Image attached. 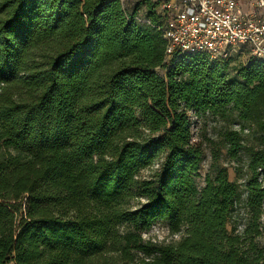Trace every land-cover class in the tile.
<instances>
[{
	"label": "trees",
	"instance_id": "16d2710c",
	"mask_svg": "<svg viewBox=\"0 0 264 264\" xmlns=\"http://www.w3.org/2000/svg\"><path fill=\"white\" fill-rule=\"evenodd\" d=\"M135 2L0 0V264H264V61L166 66ZM231 114L219 138L245 177L214 157L199 187L191 115ZM158 221L177 241L143 239Z\"/></svg>",
	"mask_w": 264,
	"mask_h": 264
},
{
	"label": "built area",
	"instance_id": "2783aa9c",
	"mask_svg": "<svg viewBox=\"0 0 264 264\" xmlns=\"http://www.w3.org/2000/svg\"><path fill=\"white\" fill-rule=\"evenodd\" d=\"M157 14V23L138 13L133 19L161 33L166 66L195 53L230 66L264 61V0H159ZM155 72L163 76L165 69Z\"/></svg>",
	"mask_w": 264,
	"mask_h": 264
},
{
	"label": "rangeland",
	"instance_id": "374dc122",
	"mask_svg": "<svg viewBox=\"0 0 264 264\" xmlns=\"http://www.w3.org/2000/svg\"><path fill=\"white\" fill-rule=\"evenodd\" d=\"M132 0H122L123 6L126 9V11H132ZM155 1V0H151ZM136 6L138 7L137 13L139 14V17L145 18L146 12L143 4H139V1L136 0L135 2ZM140 25H144L142 23H138ZM235 114H231L229 116H226L224 118H217L210 115H202L199 117H195L194 115H191V121H190V129L192 132V142L196 145H198L203 153V159L199 166L198 176L196 177V183L199 187L203 186L204 184V176L206 173H211V164L213 162V158L217 157V163L219 165H224L227 167L228 171V178L230 180H233L235 178V174L233 171V167H242V175L238 179V182L240 183L242 181V178L245 177V170H244V164L246 161V154L245 152H241V156L237 163L230 160L226 154L225 150L222 148V144L220 142L219 134L225 127H232V123L235 121H238ZM252 133V130H251ZM254 134H249L244 137V142H250L252 140V137L254 138ZM160 163V159H158L154 164L144 169L140 172L141 176H147L152 171H155L158 169ZM141 202V200H133L130 204L131 207L137 206L138 203ZM247 216L243 214L242 210H240L239 214V223L240 225H243L245 222V218ZM262 223H264V214L261 218ZM228 230L232 229V215L227 223ZM143 239L145 240H151L153 242L157 243H169V242H175L179 238L178 235L171 234L168 230L167 223L165 221H158L155 222L149 230L144 231L142 233ZM259 242L262 244L264 243V231L262 235L258 238Z\"/></svg>",
	"mask_w": 264,
	"mask_h": 264
}]
</instances>
